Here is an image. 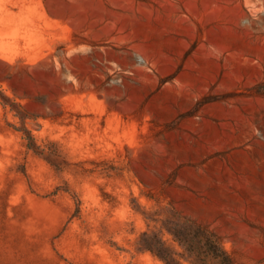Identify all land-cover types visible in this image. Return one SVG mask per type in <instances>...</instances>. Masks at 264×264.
Listing matches in <instances>:
<instances>
[{
    "label": "rangeland",
    "instance_id": "obj_1",
    "mask_svg": "<svg viewBox=\"0 0 264 264\" xmlns=\"http://www.w3.org/2000/svg\"><path fill=\"white\" fill-rule=\"evenodd\" d=\"M262 81L264 0H0V264H166L173 212L264 264Z\"/></svg>",
    "mask_w": 264,
    "mask_h": 264
},
{
    "label": "trees",
    "instance_id": "obj_2",
    "mask_svg": "<svg viewBox=\"0 0 264 264\" xmlns=\"http://www.w3.org/2000/svg\"><path fill=\"white\" fill-rule=\"evenodd\" d=\"M263 88L264 81L257 85ZM0 98L4 105H9L12 110L24 122L28 115L22 111L21 105L12 101L7 95L0 91ZM20 130L27 141V147L36 154L44 157L52 165L60 168L67 164L64 157L57 148L42 147L39 145L31 131L23 125ZM163 227L174 237L183 249L181 254L176 253L166 244L156 232L143 233L140 239V249L150 250L161 258L166 264H184L178 258H184L188 264H234L231 256L223 248L219 238L206 227L196 221L185 218L173 212L163 221Z\"/></svg>",
    "mask_w": 264,
    "mask_h": 264
}]
</instances>
